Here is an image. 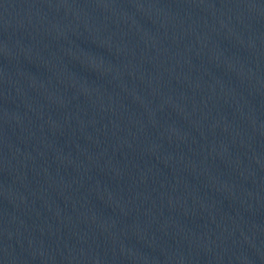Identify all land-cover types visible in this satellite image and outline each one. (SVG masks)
Segmentation results:
<instances>
[{
  "label": "water",
  "instance_id": "obj_1",
  "mask_svg": "<svg viewBox=\"0 0 264 264\" xmlns=\"http://www.w3.org/2000/svg\"><path fill=\"white\" fill-rule=\"evenodd\" d=\"M0 264H264V0H0Z\"/></svg>",
  "mask_w": 264,
  "mask_h": 264
}]
</instances>
